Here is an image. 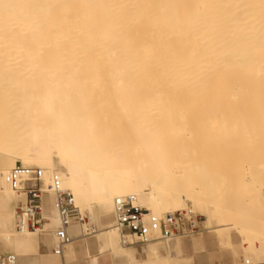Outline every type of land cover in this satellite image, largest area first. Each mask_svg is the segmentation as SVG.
<instances>
[{"label": "bare ground", "instance_id": "1", "mask_svg": "<svg viewBox=\"0 0 264 264\" xmlns=\"http://www.w3.org/2000/svg\"><path fill=\"white\" fill-rule=\"evenodd\" d=\"M0 45V81L10 82V95L18 102L16 108L7 105H13L15 113L11 106L9 111L20 134L13 147L11 128L3 130L9 134L0 130L7 136L0 143V252L15 255L18 264H79L77 247L83 245L86 264H183L177 254L182 241L175 240L178 236L161 239V225L152 227L156 236L147 242L124 241L114 199L135 196L149 210L148 222L190 208L184 200L188 192L179 189L182 179L173 170L177 154L167 144L170 129L174 137L189 130L187 120H215L213 131L220 135L264 137V0H0ZM5 53L24 58L27 66L14 62L7 73L2 71ZM96 67L108 75L102 69L94 74V79L104 77L95 82L99 88L105 85L102 89L85 74ZM97 88L101 98H96ZM101 90L110 104L99 103ZM108 110L115 125L106 120ZM123 120L137 137L134 145L117 143L127 136L113 131V125ZM177 120L183 125H175ZM1 123L3 129L6 123ZM117 132L121 135L115 138ZM18 162L42 168L46 184L57 175L74 194L73 240L62 255L51 250V231L58 226L54 196L44 233L17 228L16 209L26 194L12 190L6 177ZM211 205L215 210L207 217L216 216L217 207ZM246 206L229 217L221 214L216 225L206 228L219 233L236 226L245 232ZM76 213L88 223H80ZM88 224L95 225L93 232H85Z\"/></svg>", "mask_w": 264, "mask_h": 264}, {"label": "rangeland", "instance_id": "2", "mask_svg": "<svg viewBox=\"0 0 264 264\" xmlns=\"http://www.w3.org/2000/svg\"><path fill=\"white\" fill-rule=\"evenodd\" d=\"M2 46H5V45H2ZM5 54L7 55V57L5 59L6 62L5 61H3V62L6 63V68L2 69V71L6 72L7 68H9L10 65H13V64L15 65L16 63H19V64L21 63L20 66H23L25 63V65L27 66L26 60L24 58H23L24 59L23 60L20 56H19L20 57V59H19V57H17L16 55L12 54L10 56V55H8V53H5ZM0 57L3 58L4 55L3 56L0 55ZM12 57H17V58H12ZM93 60H92V62H96V61L98 62L100 59L99 60L96 59V61H93ZM1 61L2 60H0V62ZM101 61L102 60H100L99 62H101ZM14 62H16V63H14ZM8 64H10V65H8ZM19 64H17V65H19ZM101 64L102 63H100V65ZM89 67H91V66H89ZM97 69H98L97 67H96L95 71H93L91 69V72L93 71L91 74L89 72V68L88 69L86 68L87 72L85 71V74L87 73L88 77L93 78L94 81L92 80V83L97 84V86L99 88L98 82L97 83H95V82L99 81L101 78H104L108 75H106L105 73H107V72H105V70L102 69V67H100V69H102V71L104 70L103 74H105V76L103 77L101 75V72H100L101 78L99 79V75H95V76H98L97 77L98 79L96 77L94 79V74H96V73L98 74V72L96 71ZM100 69H98V70L100 71ZM87 74H86V76H87ZM106 78H105V80H106ZM102 80L105 84V80L104 79H102ZM4 81H6V80L4 79L2 81V83L0 81V84L4 83L2 86L0 85V89L2 91V92H0L1 93L0 100H2V98H3V101H0V102H5L3 104L0 103V106L2 105V107H3V108L0 107V108H2V111L0 109V113L3 114V117L0 114V116L2 117V118L1 117L0 118L2 121L4 120L6 125L3 124L4 128L3 129L0 128V130H2V132H4L3 130L6 129L5 126H7V127L9 126L11 128V129L7 128V131L8 130L12 131L10 134L8 133L10 131H8V132L5 131L4 133L9 134L8 137H10L11 141L13 142V147H14L16 144V138L20 134L19 135L16 134L19 132V130L18 131L16 130L19 127V126L17 127L18 122L15 120V118L11 119V117H16L14 114L15 110L13 108V105L16 104L14 106L16 108V106L18 105V102L17 103L14 102L15 99L13 101L14 96L12 97L11 95H14V94L12 93V89L10 90V88H12V87H9L10 82L6 81L8 83V85H7V83ZM99 82H101V81H99ZM5 85H6V88L4 89L3 87H5ZM7 86H8V88H7ZM97 86L95 85V87H97ZM100 86H102V83ZM102 87H105V85H103ZM102 87L99 89H102ZM99 89H98V92L100 94L97 93L96 98H98V96H99V98H101L100 96H102L101 95L102 93L99 91ZM106 89H107V86L104 89V91H106ZM6 91H8V92H6ZM101 91L104 93L103 90H101ZM10 93H11V95H10ZM3 94H5V95L7 94L6 97L4 95L5 99H4V97H2ZM105 94L106 93L103 94L104 98H102L100 100L98 99L99 103H101V104L105 103V105L107 103L110 104V101L108 99L110 97H108L109 96L108 94L107 95H105ZM105 96L108 98L105 99ZM6 99L9 101H7ZM10 99H12L11 102H10ZM8 103H11V104L14 103V104L13 105H11V104L7 105ZM9 106H11L12 108ZM9 109H10V111H13L14 113L10 112ZM5 113L6 114L8 113L7 115H9L10 113L13 115L10 114L9 117H7V115H5ZM105 113L106 114L109 113V115H110L109 110L106 111ZM106 114H105V117L108 115V114L107 115ZM109 115H108V117L110 119L106 118V120L108 119V121L112 120L111 118H113V117H110ZM6 118H8V119H6ZM1 120H0V126L2 127V123H1L2 121ZM112 121L113 122H110V123L114 124L116 122L114 120H112ZM123 121H119L120 123L117 122L118 124H116V127L114 126L115 125L114 124L113 125V128H114L113 131H115L117 128V130L119 132L122 131L121 134L123 133L124 136L125 135L127 136L126 139L124 138L122 140L117 141V143L121 142L120 144L123 143V145L126 143L124 145V147H125L127 145V143H129V140L134 142L137 140L136 139L137 137L135 135L133 137V135L131 133L132 131H131L130 125L129 124L126 125V122L128 123V121L127 120H123ZM158 121H160V120H158ZM177 121L178 122L175 125H177V126L183 125V124L182 125L180 124L181 120H177ZM188 121H191V122L188 123ZM122 122L124 124L121 125ZM161 122H163V121L161 120ZM184 123H185V125L189 126V128H187L189 130L186 132V129H185V131L183 132V134L186 132L185 135L181 134L182 136L181 135L178 136L179 135L178 134L176 137H174V133L170 129L168 131L167 135L168 134L171 135L170 133H172V135H171V137L168 135L169 138L166 135L167 136L166 138H168L167 144H170V146L168 145V147H170V149L171 148L173 149V146H174L175 153L177 155L180 153L178 156L177 155L175 156V158L177 160L175 162H177V163H175L176 165H174L173 170L176 171L177 172L176 175L182 179L181 180L182 182L180 184L181 186L179 187V189L181 188V190H187L188 193L185 195L184 200L186 202H188L187 205L190 208H193V211L200 216V223H199V228L197 229L196 232L188 234V235L178 236L175 239V240L178 239V240L182 241L180 250H178L179 252H177V254L184 259V260L182 259L183 264H239L247 258L252 260V262H254L256 264H264V179H263L264 173L262 174V172H264V159H263L264 158L263 157L264 156V148H263L264 146H263V144L259 145V141L261 143L262 142L261 140H264L263 135H258L257 137L260 136L259 139H257V137H251L250 138L251 140L249 139V137H247V135H246L247 138L244 135L241 138V134H238L237 132L236 133L238 135H234L235 132L232 134V136L230 135V133H229V136L227 135L228 133L227 134L225 133V135H222L223 134L222 133L220 135L217 130L215 132L213 131V130H215V128H217L216 125H218V123L215 120H206V121L205 120H187V123H186V121ZM127 126H129L130 129ZM163 126L166 127V125H162V127ZM110 127H111V125H110ZM113 128H111V130ZM121 129H123V130H121ZM128 131H130V132H128ZM182 131H180V132H182ZM191 131H192V133H191ZM119 132L115 133L113 136L115 138L118 137V135H121ZM128 133H129V135H128ZM7 134H4V135H7ZM242 134H245V133H242ZM115 135H117V136H115ZM123 135L120 136L119 138L120 139L123 138L124 137ZM0 136H1V138H0V143H1V139L3 140V138L5 139L7 136L4 137L3 134H1V131H0ZM180 137H181V139H180ZM134 138L136 140H134ZM171 138H173V139L177 138V139L172 140ZM244 139L250 140V141L244 142ZM252 139H257V140H252ZM6 140H3V141L5 142ZM123 140H125V141L122 142ZM126 140H128V142H126ZM132 142H130V143H132ZM136 142H134L133 145L136 144ZM178 142H179V144H178ZM243 142L245 144H247L246 147H244ZM172 143H173V145H172ZM123 145H121V146L123 147ZM179 145L181 147L183 146V148L179 147ZM175 146H178V147H176L177 151L175 149ZM187 146L189 147V149L186 148ZM257 146H263V147H257ZM134 148H135V146H134ZM180 149H181V151H179ZM244 149L249 150L248 153ZM134 150L136 152V149H134ZM250 151H252L251 157H249ZM13 153L16 154L15 151H13ZM240 153H241V155H240ZM243 153H244V155H243ZM246 154H247V156H246ZM254 155H256V156L253 158ZM256 157L259 160L255 159ZM251 158H253L257 162L253 161V159H251ZM245 159L246 160L248 159V160L246 161ZM249 159L252 160L253 163L252 162L250 163ZM241 161L244 164L241 163ZM18 163H20V162H18ZM254 163H257L256 164L257 166L255 165L256 168L253 167L254 165L252 166V164H254ZM204 165H205V167H204ZM241 165L243 166L242 168H241ZM202 168H204L206 170V172H204V169L202 170ZM257 168H259V169H257ZM220 171L221 172L223 171L222 174ZM224 172H226V173L223 174ZM236 173H237V175H236ZM235 175L238 177H236ZM257 175H259V176H257ZM260 175L262 176V178ZM256 176L260 177V179L257 178ZM241 177H242V179H241ZM238 178H239V180H238ZM208 179H209V181L210 180H212V182L214 181V184L211 182L212 183V185H211V183L208 181ZM251 179H254L252 181L257 180L258 182H256V181L250 182ZM238 181H240L239 182L240 185H239ZM226 182L230 185L227 186ZM229 182H231V183H229ZM240 186L242 189L240 188ZM230 187H231V189H230ZM229 189H230V191H229ZM183 193H185V192H183ZM214 194H217L216 197ZM215 198L217 199V201ZM211 200H213V201H211ZM209 201H211V202H209ZM212 203H213V205H215L217 207L216 211L218 214L216 213V216L207 217V212H211V211L215 210L212 207L211 208L208 207V205L210 206ZM213 205H211V206H213ZM246 205L249 207L248 210L250 213L245 218V220H243L249 226L246 230H244L245 232H242V231L240 232V230H238L236 228V226H231L229 229L223 230L222 232H219V233L215 229L209 230L206 228L207 226H210L212 223H213V225H216V219L220 218L221 214H225V216L227 215V217H229L231 215H235L240 211L241 207L245 208ZM236 211H237V213H235ZM260 212H261V214H260ZM205 213H206V215H205ZM205 216H206V218H205ZM92 225L94 228L95 225L94 224H92ZM94 230H95V228H94ZM42 233H44V232H39L40 235ZM194 237H197V239H195ZM88 238L93 239L91 235H89ZM175 240L171 241L172 242L171 247H173ZM135 241H137V240H135ZM138 242L140 243V241H138ZM81 243L82 242H80V244ZM82 246L83 245H81V246L78 245V247H77L78 249L80 248L79 249L80 260L78 263L79 264H86L81 259L84 256V252H83L84 246L83 247ZM51 250H52V248H51ZM41 251L43 253H48L49 248L42 245ZM0 254H3V252L2 253L0 252ZM141 256L144 258L145 254L143 253Z\"/></svg>", "mask_w": 264, "mask_h": 264}, {"label": "built area", "instance_id": "3", "mask_svg": "<svg viewBox=\"0 0 264 264\" xmlns=\"http://www.w3.org/2000/svg\"><path fill=\"white\" fill-rule=\"evenodd\" d=\"M43 174L44 171L40 167L24 166L17 163L8 173L6 181L12 190L26 194L24 204L16 209L19 215L17 225L19 230L44 232L47 222L50 221L47 205L50 197L54 196L58 226L51 231L55 238L52 251L56 255H62L64 246L73 240L69 229L71 213L77 210L76 201L74 194L62 186L57 175H54L51 181L46 184ZM114 213L116 226L120 229L124 241L133 238L140 242H147L156 236L152 227L157 225L162 226L161 239L188 235L196 232L200 223V216L191 208L167 212L161 220L158 221L156 217H152L151 222H148L146 215L149 210L143 208L133 195L116 197ZM76 214L80 223H88L87 218L80 213ZM93 230V225L88 224L85 232ZM0 264H18V259L10 253L0 254ZM239 264L256 263L247 258Z\"/></svg>", "mask_w": 264, "mask_h": 264}]
</instances>
